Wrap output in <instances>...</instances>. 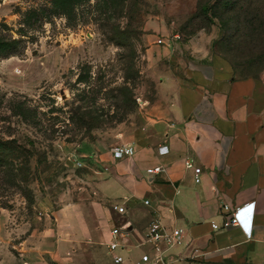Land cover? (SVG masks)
<instances>
[{
	"label": "rangeland",
	"instance_id": "1",
	"mask_svg": "<svg viewBox=\"0 0 264 264\" xmlns=\"http://www.w3.org/2000/svg\"><path fill=\"white\" fill-rule=\"evenodd\" d=\"M230 1L0 0V264H53L58 222L83 220L106 167L92 155L165 110L176 61L215 53L264 84L263 41L244 26L254 11Z\"/></svg>",
	"mask_w": 264,
	"mask_h": 264
},
{
	"label": "crops",
	"instance_id": "2",
	"mask_svg": "<svg viewBox=\"0 0 264 264\" xmlns=\"http://www.w3.org/2000/svg\"><path fill=\"white\" fill-rule=\"evenodd\" d=\"M174 67L179 75L171 69L164 74L172 85L165 110L121 142L132 146L131 155L112 158L111 149L92 155L106 167L95 170L83 220L70 219L67 210V219L58 222L53 264L80 257L83 264H107L108 231L120 225H126L130 245L122 253L136 261L140 252L131 255L133 244L151 217L180 230L166 264H264V84L237 76L215 53L199 52ZM162 145L166 151L159 154ZM185 160L200 168L199 182ZM156 165L158 172L146 173ZM220 203L237 209V226L211 228L222 221ZM97 222L105 225L101 248L90 244Z\"/></svg>",
	"mask_w": 264,
	"mask_h": 264
},
{
	"label": "built area",
	"instance_id": "3",
	"mask_svg": "<svg viewBox=\"0 0 264 264\" xmlns=\"http://www.w3.org/2000/svg\"><path fill=\"white\" fill-rule=\"evenodd\" d=\"M161 40H157L160 42ZM111 157L120 158L122 156L131 155L133 148L129 144H122L111 148ZM165 146H158L157 152L159 154L165 153ZM184 166L190 168L193 174V181L199 182L200 168L193 167L190 160L184 161ZM160 170V166L156 165L147 168L146 173H154ZM143 204H149L148 200H143ZM111 208L118 214L124 213L123 206L113 204ZM220 210L223 214L220 224L211 222L210 226L213 230L219 228H228L238 225L237 209L230 207L226 203H220ZM128 235L126 225L112 226L105 241V248L108 255L107 264H140L149 262L151 264H166L164 258L167 255V250L179 242L180 230L177 228H170L163 225L157 217H151L147 222L142 233L141 240L133 244L140 251V255L136 261H130L128 255H123L122 252L129 250V243L126 241Z\"/></svg>",
	"mask_w": 264,
	"mask_h": 264
},
{
	"label": "trees",
	"instance_id": "4",
	"mask_svg": "<svg viewBox=\"0 0 264 264\" xmlns=\"http://www.w3.org/2000/svg\"><path fill=\"white\" fill-rule=\"evenodd\" d=\"M219 2L220 0H213L210 8L214 9L218 5ZM236 2L237 0H231L229 2L228 8L229 9L233 8ZM245 3H246L247 8L253 9L254 14L244 19V26L247 29L249 36L253 35L259 41H263V49H264V0H245ZM245 76H248V75H245Z\"/></svg>",
	"mask_w": 264,
	"mask_h": 264
}]
</instances>
